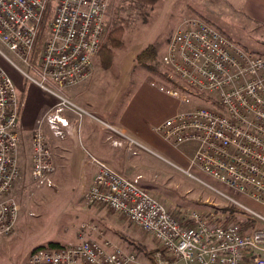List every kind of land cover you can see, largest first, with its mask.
I'll return each instance as SVG.
<instances>
[{
  "label": "built area",
  "instance_id": "built-area-1",
  "mask_svg": "<svg viewBox=\"0 0 264 264\" xmlns=\"http://www.w3.org/2000/svg\"><path fill=\"white\" fill-rule=\"evenodd\" d=\"M109 2L0 0V41L25 69L8 61L21 77L57 100L32 132L31 174L40 184H51L55 170L42 127L47 124L60 139L66 136L70 122L62 113L78 109L66 90L93 74ZM48 3L54 5L53 14L42 28ZM163 65L175 82L152 85L188 108L157 126V134L176 149L193 144L189 168L264 206V55L243 49L211 23L191 19L170 39ZM22 108L13 78L0 67V244L13 234L19 214L10 194L22 172ZM133 144L140 146L130 140L129 146ZM97 165L85 201L108 207L150 234L163 251L155 254L158 264H264V216L252 207L220 190L238 208L235 215L245 219L176 212L144 188L139 177L127 178L105 163ZM190 170L183 171L195 178ZM79 233L77 243L40 248L27 264H145L137 253L103 238L94 223L82 224Z\"/></svg>",
  "mask_w": 264,
  "mask_h": 264
},
{
  "label": "rangeland",
  "instance_id": "rangeland-1",
  "mask_svg": "<svg viewBox=\"0 0 264 264\" xmlns=\"http://www.w3.org/2000/svg\"><path fill=\"white\" fill-rule=\"evenodd\" d=\"M51 4L50 17L54 6ZM191 19L211 23L243 49L264 55V28L258 22L252 23L236 9H231L229 0H153L147 4L137 0H110L106 13V33L94 63L100 69L98 75L101 73L102 91L116 99V108L110 112L112 119H126L133 110L142 124L147 121L153 129L165 122L173 112L188 108L162 93L152 82H175L165 71L163 58L177 29ZM115 29L116 35H121L122 45L106 50L113 56L111 64L104 66L105 58L101 50ZM144 50L146 53L139 62L138 56ZM0 51V67L10 77L21 78L26 85H31L8 61L11 59L25 69L21 59L1 41ZM18 93L23 102L24 97ZM141 99L146 102L144 105L132 106L128 111L130 104ZM154 137V144L147 142L154 151L140 143V146L133 144L127 147V140L124 146L131 148L132 156L139 154L145 158L139 168L134 164L125 168L130 175L118 171L127 178L139 177L141 185L168 209L176 212L197 210L208 216L215 215L217 220H224L236 213L230 211V215L223 216L227 215L225 208L231 205L218 193L221 190L264 216V206L261 204L227 189L201 171L189 168L188 158L192 154L193 144L176 149L156 133ZM26 149L29 152V148ZM181 169H191L195 178ZM86 174L87 171L80 169L55 166L51 184H40L29 172H21L10 194V198L18 204V219L13 234L5 237L0 244V264H27L30 256L40 248H63L75 244L85 223H94L105 232L107 240L124 250L137 253L145 264H151L148 253H163L150 234L136 229L108 207L92 206L85 201ZM235 217L245 219L241 214ZM139 247L144 250H139Z\"/></svg>",
  "mask_w": 264,
  "mask_h": 264
},
{
  "label": "crops",
  "instance_id": "crops-1",
  "mask_svg": "<svg viewBox=\"0 0 264 264\" xmlns=\"http://www.w3.org/2000/svg\"><path fill=\"white\" fill-rule=\"evenodd\" d=\"M229 1L231 9H236L252 23L258 22L264 28V0ZM99 70L98 65H94L90 79L66 90V95L78 108L77 110L66 109L62 113V116L70 122L69 128L66 129V136L60 139L54 135L47 124L42 127L57 168L87 171L88 181L85 190L90 187L97 173V162L105 163L117 171L121 170L122 173L130 175L125 168L131 164L138 165L139 168L145 157L138 156L139 154L132 156L131 148L127 149L129 145L125 147L124 143L127 145V140L130 141L134 138L136 139L135 142L153 150L147 142L154 144V134H157L156 127L150 128L147 121L142 124L133 110H130L126 119L114 120L110 117V112L116 108V99L115 96L110 97L108 92L102 91L101 73L98 75ZM13 80L18 91L24 97L19 121L21 137L19 148L21 153L18 149V158L22 172L31 174V139L36 120L42 118L51 108L56 106L57 100L33 84L26 85L21 78H13ZM145 103L142 99L140 102L134 101L127 109L129 111L130 107L142 106ZM174 114L175 112L167 118ZM26 147L29 148V152ZM93 236L98 237L99 235L93 234ZM103 236L107 239L104 231Z\"/></svg>",
  "mask_w": 264,
  "mask_h": 264
},
{
  "label": "trees",
  "instance_id": "trees-1",
  "mask_svg": "<svg viewBox=\"0 0 264 264\" xmlns=\"http://www.w3.org/2000/svg\"><path fill=\"white\" fill-rule=\"evenodd\" d=\"M138 2H140V3H144V4H147V3H152L153 2V0H137ZM51 11H52V4L51 3H48L47 5H46V10H45V12H44V15H43V20H42V23H41V26H42V28H43V26H44V22L50 17V15H51ZM120 29L118 30V33L120 34ZM116 33H117V29H115V30H113L111 33H110V36L109 37H107V44L105 43L104 45H103V47H102V57L104 56V58H105V60H103V65L104 66H109L110 64H111V59H112V56H113V54L112 53H110L109 51H106V50H109L110 48H117V47H120L121 45H122V43H121V35H116ZM111 50V49H110ZM146 50V49H145ZM144 50V52H141L140 54H139V56H138V60H139V62L141 61V59H142V57H143V55L146 53V51ZM104 53H106L107 54V57H105V54ZM238 208L236 207V206H234V205H231L230 207H228V208H225V213L227 214V215H230L229 213H230V211L231 212H235V213H237L238 211ZM232 215H234V213L232 214ZM51 248H56V246H54V247H51ZM139 250H144V248H142V247H139ZM153 253L154 252H150V253H148V257H149V259H150V263L151 264H158L157 263V260H156V258H155V255H153Z\"/></svg>",
  "mask_w": 264,
  "mask_h": 264
}]
</instances>
